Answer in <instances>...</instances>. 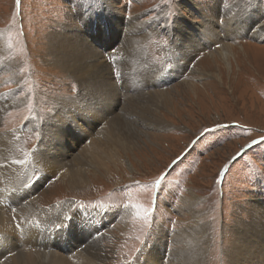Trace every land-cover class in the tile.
I'll return each mask as SVG.
<instances>
[{
	"label": "rangeland",
	"instance_id": "1",
	"mask_svg": "<svg viewBox=\"0 0 264 264\" xmlns=\"http://www.w3.org/2000/svg\"><path fill=\"white\" fill-rule=\"evenodd\" d=\"M111 10L129 36L119 29L118 36L96 34ZM251 24V33L243 32ZM257 31L263 35L257 37ZM61 32L84 36V48L95 46L112 72L124 74L116 98L100 102L118 103L114 118L128 122L132 147L119 158L124 166L117 160L109 170L93 169L87 186L76 190L33 164L34 205L65 204L71 218L79 212L129 211L122 223L106 226L102 240L93 238L82 247L103 257V264H140L145 246L160 244L167 255L185 248L176 242L177 234L201 228L184 208L193 202L207 227L203 264H230L239 224L264 218V142L253 144L264 140V0H0V34L7 43L6 55L0 56L1 68L7 69L0 70V134L14 133L18 161L37 158L41 128L59 99L92 94L51 60L48 43ZM227 46L236 55L230 69L221 54ZM7 95L22 101L8 107ZM161 95L166 98L156 105ZM29 122L35 125L30 128ZM54 142L51 147L61 154ZM12 189L6 202L13 200L16 213L9 218L10 229L2 230L10 241L0 243V264L22 248L45 255L52 246L38 223L33 241L23 237L15 220L17 214L29 219L20 199L25 194L19 184ZM52 217L41 220L43 229L59 222Z\"/></svg>",
	"mask_w": 264,
	"mask_h": 264
},
{
	"label": "bare ground",
	"instance_id": "2",
	"mask_svg": "<svg viewBox=\"0 0 264 264\" xmlns=\"http://www.w3.org/2000/svg\"><path fill=\"white\" fill-rule=\"evenodd\" d=\"M108 6L110 9H113V6ZM108 17L109 21L104 23L103 30L101 31L97 28L98 31L96 34L118 36L120 33L117 29L126 33L122 29L125 23H123V20L117 12L111 10ZM109 22H112L110 25L112 27H108ZM136 24L135 21L131 22V25ZM252 26L253 24L243 32L251 33ZM130 29L131 27L129 26L128 33ZM95 32L96 30L94 29V34ZM126 35L129 36L127 33ZM255 35L261 37L263 34L257 31ZM78 36L73 32L53 34L48 43L49 52L52 56L51 60L55 64L59 65L62 69L64 68V70H67L73 76L75 75L76 78L78 77L82 83L81 90L84 89L83 92L85 90L88 92L92 91L91 96H82L83 98L81 100L79 99L80 96L79 98H64L58 100L56 110L50 114L45 124H43V128H41L43 129L41 132V140L35 149L38 152L36 159L31 158L28 162L16 163L19 158L14 152L15 142L12 137L14 133L0 134V198L4 197L10 191L4 197L2 206H0V243L6 246L10 241V236L3 233L2 230L8 231L10 229L9 218L16 213V209L13 208L14 206L12 207L13 200L9 203L6 200L13 197L14 192H12V187H17V184L20 185L23 194H25L20 199L24 200L23 206L27 208L29 215V219L25 220L24 215L22 219L20 216H17L19 214L16 215L17 220L15 221L19 225L23 237L33 241L37 232L40 231L36 227V223H38L42 234L46 233L52 242V246H48L47 248L41 246L47 249V254L45 255H35L34 252L28 250L31 248H22L21 252H16L5 264H103V257L92 252L89 247H82V243H88L93 238L97 241V239L106 235L107 231L105 229L107 225H111L110 223H122L129 217V211L124 210L122 212H104V214L102 212H79L74 218H71L69 207L65 204L41 209L33 203L38 191V185H34L30 181L33 164L42 169L43 174L47 175V177L58 176L69 189L76 190L87 186L89 182V171L98 169L97 171L100 172L101 169L107 170V168L109 170L111 169V164L118 166L117 160L132 147L131 136L128 131H125L129 126L128 122L114 118V112L119 108L118 103L116 105L114 104L116 102L112 100L114 103L100 102V99H106L109 95L116 98L117 95L114 93L118 90L116 84L120 87L119 83L120 85H124L126 79L123 82L114 83L112 69L108 67L105 57L100 55V51L95 49L93 45L89 46L86 43L88 46L84 48L87 38L80 34ZM128 41L126 37V44L129 43ZM234 50L235 48L227 46L223 47L221 51L222 59L226 63V69H230L229 64L236 56L233 53ZM6 53L7 43L5 42V38L1 37L0 34V56L6 55ZM1 67L0 65V70L5 69L4 71H7L6 68ZM9 68L12 67L9 65ZM117 73L119 74V79L124 78L122 71H117ZM214 76L216 79H220L218 74H214ZM12 96L7 95L4 101L6 106L21 103L22 100L20 98L16 96L13 98ZM165 98V95L156 97V105ZM129 102L125 104L128 105ZM111 114L112 117L110 118ZM34 123L29 122L27 125L32 128L35 125ZM84 126L87 127V130ZM50 128L53 130L52 138L48 136ZM55 139L57 143L54 142ZM48 142H50L49 145H47ZM53 142L55 146L59 145V149H62V155L53 150V147H51ZM77 149L76 154L69 152V150L76 152ZM66 159L69 160L65 161ZM119 163H121V159ZM18 165H22V168H19ZM121 165L124 166V162ZM43 178L44 176L41 179L43 180ZM193 198L195 199L196 196ZM191 206L193 210H191ZM194 206L196 205L192 202L190 206L188 205L189 211L186 207L184 208L186 212L190 213L192 218L198 219L197 221L201 228L192 230L185 229L183 235L177 234L176 242L183 241L185 248L167 255L163 247L160 246L158 249L160 244H154L152 247L145 246L141 250V255L145 256V262L143 260L140 264H203V244L207 242L205 239L207 227L206 224L199 222L202 214L200 215V212L195 210ZM51 215H54L52 218L58 219L59 222L43 229L41 220H45L46 217ZM257 215L259 217V214ZM253 219L251 222L239 224V232L237 233L234 248L228 253L229 258H231L229 259L230 264H264V218L257 221L255 220L256 217L253 216ZM89 229L93 231L90 232ZM83 232L85 235L80 239L77 234L82 235ZM50 233L54 235L53 239L49 235ZM180 236L183 238L180 239ZM39 248L36 246L37 250ZM40 253H43V251H40Z\"/></svg>",
	"mask_w": 264,
	"mask_h": 264
},
{
	"label": "snow or ice",
	"instance_id": "3",
	"mask_svg": "<svg viewBox=\"0 0 264 264\" xmlns=\"http://www.w3.org/2000/svg\"><path fill=\"white\" fill-rule=\"evenodd\" d=\"M17 3L19 4L20 3V0H17ZM112 78H113V82L114 83H119L120 81H119V74L115 71V70H113V72H112ZM262 142H264V140H262V141H253V144H256V143H262ZM24 161H16V163H23ZM160 180H157L156 181V183L157 184H160ZM129 205H125V207H128ZM133 208H135L136 206L135 205H131ZM82 207H83V205H82ZM145 216H147V210H145Z\"/></svg>",
	"mask_w": 264,
	"mask_h": 264
}]
</instances>
